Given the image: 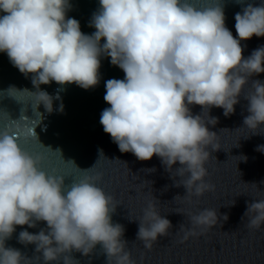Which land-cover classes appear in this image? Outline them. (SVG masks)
I'll use <instances>...</instances> for the list:
<instances>
[{
	"label": "clouds",
	"instance_id": "obj_1",
	"mask_svg": "<svg viewBox=\"0 0 264 264\" xmlns=\"http://www.w3.org/2000/svg\"><path fill=\"white\" fill-rule=\"evenodd\" d=\"M236 2L243 6L234 17V37L225 24L223 2L197 7L195 0H99L89 23L95 31L88 35L67 15L70 0H0V53L20 73L30 75L35 87L37 81L39 86L55 82L84 90L98 86L101 59L110 58L124 78L105 81L103 98L110 107L100 114L103 131L121 153H132L140 161L156 156L170 174L178 163L175 186L186 189L184 196L200 197L213 187L204 179L207 149L216 135L208 125L218 123L211 109L220 108L229 117L243 96L248 113L243 125L252 130L264 125V81L251 79L264 73V45L246 58L241 45L253 36L264 37V2ZM249 83L252 92L242 95ZM34 94L51 113L53 97L39 89ZM195 105L201 114L207 111V122L192 113ZM21 135L0 130V264H23L26 257L6 241L17 226L35 228L38 222L46 228L37 233L25 228L17 240L34 245L44 264L57 262L63 253L87 256L97 245L107 264L112 257L117 264H135L124 251L123 225L113 223V197L91 177L66 184L63 176L45 171L41 158L21 146ZM256 150L264 153V145ZM218 213L206 208L191 215L193 229L227 221L226 214ZM249 213L254 215L248 227L259 229L264 199L247 202L242 219ZM170 228L171 221L149 203L136 239L151 249ZM68 261L65 256L64 264Z\"/></svg>",
	"mask_w": 264,
	"mask_h": 264
},
{
	"label": "water",
	"instance_id": "obj_2",
	"mask_svg": "<svg viewBox=\"0 0 264 264\" xmlns=\"http://www.w3.org/2000/svg\"><path fill=\"white\" fill-rule=\"evenodd\" d=\"M70 2L72 8L67 15L79 21L84 34L93 33L95 29L89 23L99 7V0ZM195 2L197 7L223 2L226 27L236 37L234 17L243 5L236 0ZM246 2L260 4L264 0ZM241 45L246 58L254 49L264 45V37L253 36L241 41ZM100 73V83L89 90L75 84L60 86L55 82L39 86L38 81L36 88L30 75L26 77L20 73L10 63L7 54L0 53V130L21 133L20 143L24 150L39 156L44 170L63 176L66 184L72 179L91 177L98 187L112 196L113 204L117 206L113 223L123 225L127 241L124 251L130 253L135 264H264V224L259 229L248 227L249 218L254 213L242 219L247 202L264 199V153L256 150L257 146L264 145V125L256 130L243 125V118L248 115L247 101L243 96L235 106V113L229 117H225L220 108L211 109L210 115L217 117L218 123L208 127L216 133L212 145L220 150L213 151V146H208L210 155L205 162L208 174L204 179L213 187L200 197H188L184 196L186 189L176 187L174 183L179 179L175 173L178 163L170 174L156 156L140 161L132 153H121L110 135L103 131L100 114L110 107L103 98L105 81L123 79L124 73L106 57L101 59ZM251 79L264 81V73ZM10 86L15 89L7 91ZM38 89L53 97L51 113L34 94ZM251 92L249 83L242 95ZM57 96L59 100L55 99ZM61 103L62 112L59 111ZM191 111L194 115L201 114L198 105L191 106ZM201 115L207 122V111ZM28 132L32 134L24 138L23 134ZM101 149L104 155H99ZM241 156L247 159L240 160ZM149 203L172 224L167 235L159 237L151 249L136 239L138 221ZM206 208L217 209L218 216L226 214L227 221L218 219L214 225L193 229L191 215ZM25 228L27 225L17 226L6 246L22 252L26 257L23 264H44L34 245L18 242V234ZM43 228H46L45 222H38L35 228L27 230L37 233ZM65 256H69L68 264H107V256L100 245L87 256L75 251L60 254L59 260L53 264H64ZM108 264H117L116 257L110 258Z\"/></svg>",
	"mask_w": 264,
	"mask_h": 264
}]
</instances>
